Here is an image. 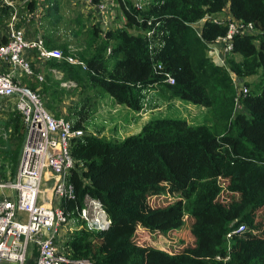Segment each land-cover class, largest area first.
I'll list each match as a JSON object with an SVG mask.
<instances>
[{"label":"trees","instance_id":"obj_1","mask_svg":"<svg viewBox=\"0 0 264 264\" xmlns=\"http://www.w3.org/2000/svg\"><path fill=\"white\" fill-rule=\"evenodd\" d=\"M113 2L122 12L123 28L104 31L91 26L75 54H69V43L59 44L52 33L42 34L45 49L62 50L63 57L72 55L84 66L50 60L45 70L54 69L63 74V81L75 82L79 95L98 90L136 113L143 108L145 93L155 86L204 108L218 102L226 124L213 131L183 120L155 119L120 142L85 134L72 139L75 168L69 182L76 199L64 206L73 212L83 207L86 197L96 199L111 226L99 233L72 234L65 245L67 256L88 264H264V36L234 37L226 59L229 71L212 64L206 55L227 34L226 22L214 23L227 4L231 20L263 32L264 0H147L140 11L135 8L140 0ZM36 4L28 0L27 9L33 11ZM7 10L0 7L1 14H9ZM46 12L42 10L43 20ZM149 21L152 26L159 24L150 38L146 36L152 29ZM201 21L198 37L193 25ZM32 24L33 20L29 27ZM164 73L171 75L174 85L163 83ZM247 77L256 81L243 84L246 94L241 93L239 103L244 112L232 117L236 92L231 79L242 82ZM22 83L35 93V85L41 84L25 78ZM59 83L47 74L42 91ZM221 91L228 97H219ZM37 94L46 108L43 95ZM48 108L60 118L53 107ZM78 110L72 127L83 132L91 115L84 106ZM3 118L0 129L10 131L9 139L19 144L7 152L0 150L13 175L23 140L22 118L16 111ZM164 196L176 201L161 208L150 203ZM185 216L192 222L193 246L170 254L137 245V231L152 238L164 236L181 229ZM241 224L245 231L230 240L228 251L226 234ZM217 257L229 260L217 261Z\"/></svg>","mask_w":264,"mask_h":264},{"label":"built area","instance_id":"obj_2","mask_svg":"<svg viewBox=\"0 0 264 264\" xmlns=\"http://www.w3.org/2000/svg\"><path fill=\"white\" fill-rule=\"evenodd\" d=\"M76 1L89 6L98 15L115 5L113 0ZM16 6L24 11L22 16L16 12L0 36V117L15 111L19 113L23 140L14 174L8 179L0 178V264H88L70 259L65 245L75 232L108 230L111 219L96 199L86 197L83 207L75 208L73 212H68L64 206L66 201L76 199L74 186L69 182L70 173L75 168L70 145L71 140L81 138L83 132L73 129L66 120L55 118L44 107L40 96L23 85L22 78L42 82L47 62L61 60L62 55L57 50L45 49L38 33L26 38L27 32L38 30L43 21L40 6L36 4L30 12L28 0H0L2 8L13 10ZM135 8L142 10L141 3H136ZM32 20L33 28L29 27ZM224 22L228 28L226 36L209 47L222 65L225 56L233 50L234 37L264 36V31H258L252 24L229 17L226 21L214 19L217 24ZM147 24L152 27L146 33L150 38L159 24L152 26L151 21ZM197 35L200 37L201 28ZM3 38L5 42H2ZM71 63L84 67L78 61ZM157 70L161 71V66H157ZM50 71L56 73L54 69ZM163 83L172 86L174 79L164 73ZM241 93L245 95L246 90ZM242 94L237 96L236 102ZM48 179L53 182L50 198L43 196ZM244 231L245 226L241 224L226 234L228 251L230 240ZM61 237L65 238L62 246L59 245ZM216 260L227 262L229 257L222 260L217 257Z\"/></svg>","mask_w":264,"mask_h":264},{"label":"rangeland","instance_id":"obj_3","mask_svg":"<svg viewBox=\"0 0 264 264\" xmlns=\"http://www.w3.org/2000/svg\"><path fill=\"white\" fill-rule=\"evenodd\" d=\"M36 2L40 8L46 10L48 14L44 17L42 21L43 24L38 30L28 32V38L35 36L36 33L41 37L42 34L52 33L59 41V44L69 43V54H75L78 51L77 45L85 41V32L91 26L96 24L104 31H114L122 29L124 26L122 12L116 4L113 7H109L105 13L98 15V13L90 9L89 6L80 4L76 0H36ZM140 3L142 9L148 4L147 0H140ZM49 8H51V10H48ZM7 11L9 14L0 13V36L4 34V29L10 21V18L16 12L19 16H22L24 12L19 6H16L13 10L8 9ZM228 16L227 4L220 18L222 19ZM201 24L198 22L193 25L197 33H200ZM31 27L33 28L34 24H32ZM131 33L138 34L136 30H132ZM57 51L62 55L61 60L75 65L71 63L76 62L72 55L65 58L63 57L62 50L57 49ZM206 55L212 64L229 71L226 61L229 56H225L224 65H222L217 60L213 49L211 51L208 49ZM47 74L53 76L57 81H60V83L58 87H53L52 90L43 92L42 86L45 84ZM42 75L43 81L38 82L41 84H36L35 89H37V93L41 92L43 95L47 111L52 114V111L48 107H53V109H55V115H58L60 118L73 125V123L78 121V109L83 106L84 108L86 107L91 116H89L88 120L84 123L85 130L83 134L92 135L104 141L120 142L127 137L135 136L140 133L141 129L148 122L155 119L183 120L192 126L205 125L213 131L219 129L218 126L224 128L226 124L224 119L225 110L218 102L214 103L211 108H204L174 97L161 86L153 87L145 93L142 108L143 113L140 115L125 106L117 105L111 97L98 90H90V92L86 93L82 92V95H79L77 84L73 81H63L64 76L59 71H56V73L43 71ZM231 75L233 74L230 73V78ZM255 81L256 77L244 78L242 82L236 80L235 83H233L231 79L233 89L236 92V96L233 100L234 107L232 117L244 112L239 101L236 102L237 96L244 90L243 84L247 82L253 84ZM26 87H29L28 83H26ZM60 91L63 93H60ZM222 96L228 97V94L221 91L219 97ZM0 118V121H3V115H1ZM0 131V139L4 140L2 143L3 145L0 146L2 152H7L9 149H13L15 146L19 145L17 139H9L10 131H2L1 129ZM20 145L22 147V142ZM1 151L0 178L8 179L12 177V165L5 159L4 155L1 154ZM3 173L4 176H2ZM52 184V180L48 179V182L45 183L43 187V196H48L50 198ZM174 201L176 200H173V197L164 196L158 197L156 200L151 199L150 203L155 208H161ZM191 228L192 222L185 216L184 225L181 229L169 232L164 236L156 235L154 238L149 237L147 232L144 233L143 230H139L136 233V242L137 245L150 246L170 254L179 253L184 248L194 245ZM64 242L65 238L61 237L59 239V245L62 246Z\"/></svg>","mask_w":264,"mask_h":264},{"label":"crops","instance_id":"obj_4","mask_svg":"<svg viewBox=\"0 0 264 264\" xmlns=\"http://www.w3.org/2000/svg\"><path fill=\"white\" fill-rule=\"evenodd\" d=\"M200 26H202V25H200ZM201 28V27H200ZM44 72H46V70H45V67H44V70H43ZM49 72V71H48ZM50 73H52L51 71H50ZM156 87V86H155ZM141 113H143V109L140 111V112H138L137 114H140L141 115ZM141 117V116H140Z\"/></svg>","mask_w":264,"mask_h":264},{"label":"water","instance_id":"obj_5","mask_svg":"<svg viewBox=\"0 0 264 264\" xmlns=\"http://www.w3.org/2000/svg\"><path fill=\"white\" fill-rule=\"evenodd\" d=\"M50 155H51V151L49 150V151H48V156H50Z\"/></svg>","mask_w":264,"mask_h":264}]
</instances>
